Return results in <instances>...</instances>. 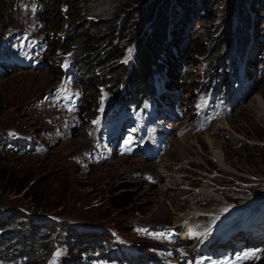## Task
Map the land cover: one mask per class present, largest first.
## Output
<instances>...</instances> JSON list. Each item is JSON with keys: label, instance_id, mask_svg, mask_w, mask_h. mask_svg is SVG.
Wrapping results in <instances>:
<instances>
[{"label": "rangeland", "instance_id": "rangeland-1", "mask_svg": "<svg viewBox=\"0 0 264 264\" xmlns=\"http://www.w3.org/2000/svg\"><path fill=\"white\" fill-rule=\"evenodd\" d=\"M46 1L25 8H13L10 0L0 2V31L23 26L22 18L29 10L39 9L40 3L43 25L49 21L54 26L60 24V29L52 26L36 33L48 38L49 50L40 68L0 76V179L9 181V185L0 186V229L34 227L35 234L42 238V243L36 241L26 247L28 258H12L15 261L9 264L65 263L72 257L66 232L72 235L82 225L112 227L137 247L147 241L134 235L133 228L177 223L194 209L204 213L209 210L206 214L212 218V226L220 221L214 214L224 217L227 210L220 211L217 204L198 196L196 192L202 186L224 199V205L230 207L227 212H249L253 203L264 219V116L258 112L260 107L264 111V76L245 101L210 130L196 133L189 122L181 124L160 160L144 163L113 157L100 166L85 164V170L83 152L90 147L87 132L66 126L43 97L59 80L57 65L67 58L62 54L66 38L61 37L68 28L64 20L76 25L77 34L83 37L76 49V54L82 53L77 63L82 69L77 86L83 115L93 112L102 85L88 80L92 60L112 48L122 54L117 57L113 53L106 64L135 60L132 55L136 56L138 42L141 46L152 37L156 23L165 25L159 28L160 35L168 32L170 37L179 38L188 33V43L178 56L184 67L173 74L181 78L179 86H184L185 98L203 71L206 76L222 75L217 71V60L225 57L237 34H250L247 25L251 18L256 19L253 54L260 61L257 68L261 71L264 0H83L71 10L63 0H49L44 11ZM111 22L113 32V27H108ZM154 47L162 49L159 44ZM163 48L169 52L168 46ZM15 136L24 138V142ZM208 140L224 159L222 167L212 158ZM26 146L24 152L20 151ZM144 172L154 180L147 182L139 177ZM161 175L176 178L171 180L168 196L162 192L166 183ZM25 235L28 238L30 232ZM259 258L249 264H264V247Z\"/></svg>", "mask_w": 264, "mask_h": 264}, {"label": "trees", "instance_id": "trees-1", "mask_svg": "<svg viewBox=\"0 0 264 264\" xmlns=\"http://www.w3.org/2000/svg\"><path fill=\"white\" fill-rule=\"evenodd\" d=\"M3 0H0V2H2ZM36 1H40V0H10V5L14 8L17 6H21L20 2H24V3H33ZM48 1H46V3L43 5V10L45 11V9L47 8L46 6H48ZM51 1H55V0H51ZM83 1V0H63V2H65L64 5H66V9L67 10H71L73 8V6L77 5V2ZM42 8V7H41ZM41 8H39L36 13L35 16L38 18V15L41 13ZM4 13V12H3ZM2 13V14H3ZM2 16L5 17V14H3ZM46 19H48V17H45ZM66 22L65 25L68 26V28L66 30H64V36H62L63 39L66 38V43H63V45L65 44L66 49H72L74 50L75 54H73V60L76 62L75 63V71L77 72V74L80 76L82 69H80L77 65V63H79V58L81 56V52L79 54H76V49L78 48V45L80 43V39L83 38L82 35H78L77 34V27L76 25H73L72 22L68 23L66 20H64ZM64 21L62 23H64ZM61 23V24H62ZM0 25H3L2 22H0ZM155 25V23H154ZM176 24L174 23L173 26H175ZM54 26V24H52V21H49L47 23V25H44V29L47 31L49 29V27ZM114 25L112 24V22L110 23V25L108 26L113 27ZM156 29L155 31H153L151 33V38H149L148 41L143 42L142 41V45L139 46V42H138V48H137V53L135 56V60H134V64L132 67V71H131V78L129 80V87L127 88V92L131 95H133L134 97H137L138 94H142V89L145 88V81L147 80V77L149 78L148 75H150L151 72V67L150 66H155L156 60L160 58V56H165L170 58L173 62L169 63L167 65V69L171 72V76H173V74L176 75L177 72H179L181 70L182 67H184V61L182 59V57H179V59L176 58V55H178L179 49L177 47L176 44H174V46L172 47V49H169V52H166L163 48L162 49H157L156 47H154L155 45L158 44L159 42V28L160 27H164L163 23H156ZM54 28L56 29H60V24H58V26H54ZM113 28L110 29L111 32H113ZM68 41L70 42L68 44ZM61 45V44H60ZM154 50V51H152ZM115 51V48L109 49L105 52H102V54L98 53L97 56L92 60L93 64H91L92 67V71L89 72V81H93V83H102V85L104 86H109L110 84H113V86H116L122 82L125 83V69L124 66L121 65L120 62L116 63L114 62H110L108 64H106L108 62V60L110 59V57L113 55V53ZM117 57L121 56V52L119 50V52L115 53ZM53 58V57H52ZM47 62H49L50 64H53V61L51 59H48ZM57 68V67H56ZM103 81V82H102ZM174 82L177 84L178 83V79H176L174 77ZM86 86L90 85V83L86 82L85 83ZM184 88V86L182 87ZM93 110V108H92ZM194 168V167H192ZM196 170H200L201 168H194ZM7 186L9 185V181L6 178L4 181H2V179H0V186ZM23 187V186H21ZM29 257V256H28ZM27 257V258H28Z\"/></svg>", "mask_w": 264, "mask_h": 264}, {"label": "clouds", "instance_id": "clouds-1", "mask_svg": "<svg viewBox=\"0 0 264 264\" xmlns=\"http://www.w3.org/2000/svg\"><path fill=\"white\" fill-rule=\"evenodd\" d=\"M20 4H24V2H20ZM31 4H34V2L33 3H31ZM42 7V4L40 3V6H39V8H41ZM38 10V9H37ZM36 9H35V12H34V15L32 14V15H30V18L32 17L33 19H34V21H36V23L38 24V26H37V28L36 29H34V31H35V35H34V37H42L43 39H44V42H45V44H44V50L42 51L43 53H42V55H41V61H45L46 60V53H47V51L49 50V47H48V38H47V35L46 34H43V35H37L36 33H38V32H40L41 30H43L44 29V25H43V22H42V20L39 18V16H40V14L38 15V18L35 16V13H36V11H37ZM255 20L256 19H252L251 18V20L250 21H248V25H247V29H249V32H250V34H248V35H246L245 37L243 36V33H240V34H237L236 36H235V41H234V44H235V49H238V48H244L245 46H247V48H248V50H249V53L252 55V57H255V55L253 54L254 53V51H255V46H254V41H255V36H254V34H253V31L252 30H254L255 31ZM13 28H18V27H13ZM5 29H7V28H5ZM4 29V30H5ZM1 31H3V30H1ZM0 31V32H1ZM44 31H45V29H44ZM167 37H168V34L166 33L165 35H159V41H160V39H162V41H160V43L158 42V44L160 45V46H162V48H163V46H165L164 44H166V40H167ZM62 38V37H61ZM63 39V38H62ZM163 41L165 42V43H163ZM251 44V46H249ZM177 45V44H176ZM167 46H168V44H167ZM174 46V45H173ZM172 46V47H173ZM177 47H178V49H179V52H178V55H176V60H177V58H178V56L180 55V54H182V52H183V50H181L180 48H179V46L177 45ZM169 49H172L171 47H168ZM164 49V48H163ZM168 49V50H169ZM71 54V57H72V59H74L73 58V54H74V50H72V49H65L64 51H63V55H65V54ZM135 57V56H134ZM133 57V58H134ZM162 57H164V58H162ZM236 57L238 58V59H241L242 61H243V55H242V52L241 53H236ZM157 60H160V61H162V64H157V63H155V66H150L151 67V70H152V68H156V67H158L159 69H160V66H162V65H165L166 64V70L167 71H169L168 69H167V65L169 64V63H171V62H173L170 58H168V57H165V56H160V58L159 59H157ZM156 60V61H157ZM164 63V64H163ZM133 64H134V60H133V62H132V67H133ZM249 64H251L252 65V67H253V70H254V84H253V86L250 88V90L246 93V95L244 96V98H243V101L242 102H240V103H238V105H236V106H239V105H241L244 101H245V99H246V97L253 91V89L256 87V85L261 81V79L263 78V76H264V68H262V70L261 71H259V68H257L258 67V65H261L260 64V61L259 60H256V59H253V60H251L250 62H249ZM59 65V64H58ZM58 65H57V67H58ZM41 66V65H40ZM40 66L39 67H27V68H31V69H37V68H40ZM58 69H59V67H58ZM125 69V68H124ZM17 70H21V68H19V69H17ZM17 70H13V71H17ZM13 71H9V72H13ZM170 72V71H169ZM6 73H8V72H6ZM6 73H4V74H1L0 73V76H3V75H5ZM126 73V72H125ZM60 74V73H59ZM170 75H171V72H170ZM79 76V75H78ZM234 76V75H233ZM79 78H80V76H79ZM131 78V77H130ZM123 84V83H122ZM231 85L233 86V83H231ZM95 104V103H94ZM236 106H234V107H236ZM233 107V108H234ZM232 108V109H233ZM232 111V110H231ZM230 111V112H231ZM79 114H81L80 113V110H79ZM92 114V113H91ZM230 114V113H229ZM228 114V115H229ZM13 138H15L16 140H18L19 142H24V138H17V136H15V137H13ZM8 145V144H7ZM9 146V145H8ZM25 149H27V146L25 147V148H22V149H20V151H22V152H24L25 151ZM7 228H5V229H0V232H2V231H5ZM38 233L37 234H34L33 236H32V238H31V240H32V243L35 241H38L39 243H42L41 242V240H42V238H38ZM27 246H29L30 247V245H26L25 246V248L27 247ZM12 255H13V253L11 252V253H9L8 255H1L0 256V264H9V263H12V262H14L15 261V259L16 258H21L22 257V255H20V253L18 252L17 254H16V258H15V256H14V260L12 259L13 257H12ZM30 255V254H29ZM27 256L28 255H25V258H27ZM12 257V258H11ZM260 258H256V259H254V260H251V261H249V262H245V263H243V264H249V263H254V262H257L258 260H259Z\"/></svg>", "mask_w": 264, "mask_h": 264}, {"label": "bare ground", "instance_id": "bare-ground-1", "mask_svg": "<svg viewBox=\"0 0 264 264\" xmlns=\"http://www.w3.org/2000/svg\"><path fill=\"white\" fill-rule=\"evenodd\" d=\"M248 2V1H247ZM256 4V3H255ZM250 8V7H249ZM245 10V9H244ZM241 23V21H239ZM258 101V100H257ZM258 103V102H257ZM256 104V103H255ZM257 105V104H256ZM259 105V103H258ZM254 108H257L256 106ZM261 108V107H260ZM258 109V112L259 114H261V116L263 115L264 116V111L262 109ZM257 112V111H256ZM264 118V117H263ZM209 141V140H208ZM209 146H210V150L212 152V155H213V159L215 160V162H217V164H219L221 167L223 165H225V161L224 159L222 158V156H220L216 151L215 149L213 148V144H212V141H209ZM226 168V167H225ZM164 174V173H163ZM165 175V174H164ZM164 175H161L163 180L165 181V187H163V191L162 192H165L164 194H166L167 196L171 193V188H169V185H171L170 183H172L171 180H174V177H166ZM178 179V178H177ZM197 195L200 196L202 199H205V200H209V201H212V203L214 204H217L220 209V211H228V209L230 207H228L227 205L225 206L224 203H223V198L222 197H218L217 194L214 192V190L212 191L208 186H202L201 189L197 190ZM200 203V201H199ZM193 204V203H192ZM212 210V209H211ZM217 210V211H218ZM209 211V210H208ZM207 211V212H208ZM216 211V212H217ZM206 212V213H207ZM204 213V211H201L200 210H192L190 211L189 213H187L185 216H182L179 221H177L178 224H181V225H187L189 227V225H192V224H199V223H203V228L206 226L208 229H211L213 225H217L218 223L222 222L224 219V217H220L222 215H215L217 213L214 214V217L216 219H219L220 221H218L217 223H214L212 226L211 224L213 223L212 221V218H210L209 214H206ZM192 219V220H190ZM187 232V230H186Z\"/></svg>", "mask_w": 264, "mask_h": 264}, {"label": "snow or ice", "instance_id": "snow-or-ice-1", "mask_svg": "<svg viewBox=\"0 0 264 264\" xmlns=\"http://www.w3.org/2000/svg\"><path fill=\"white\" fill-rule=\"evenodd\" d=\"M57 255H59V254H57Z\"/></svg>", "mask_w": 264, "mask_h": 264}]
</instances>
